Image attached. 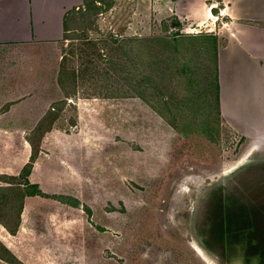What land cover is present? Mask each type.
<instances>
[{
	"label": "rangeland",
	"instance_id": "374dc122",
	"mask_svg": "<svg viewBox=\"0 0 264 264\" xmlns=\"http://www.w3.org/2000/svg\"><path fill=\"white\" fill-rule=\"evenodd\" d=\"M144 4L90 0L53 57L51 85L35 88L52 100L35 103L28 135L43 193L20 212L18 193L0 190V219L21 224L0 238L12 261L2 264H264L255 112L239 121L245 135L225 124L213 54L194 40L219 29L222 6L198 20ZM8 53L0 64L22 60Z\"/></svg>",
	"mask_w": 264,
	"mask_h": 264
},
{
	"label": "crops",
	"instance_id": "0c3cea01",
	"mask_svg": "<svg viewBox=\"0 0 264 264\" xmlns=\"http://www.w3.org/2000/svg\"><path fill=\"white\" fill-rule=\"evenodd\" d=\"M89 1L0 0V53L6 51L10 56L8 52L16 50L23 55L17 63L0 64V175H18L33 157L28 180L36 183L35 155L28 135L35 132L38 122L35 103L40 108L51 99H43L35 88L51 85L46 75L50 76L54 68L53 57L56 54L59 57L62 42L76 28L78 17L87 10ZM216 3L221 4V10L225 9L220 14L222 24L217 31H204V35L195 36L194 40L198 41V48L213 54L219 116L235 132L245 135L239 121L247 116L246 112L254 111L255 122L250 125L255 124V149H258L264 143V0H145L144 6L154 7L156 16L174 13L178 17L207 20L210 15L214 18ZM207 37L215 39L212 46L200 43V38ZM238 75L244 81L237 80ZM49 107L50 104L44 107L40 118L53 109ZM249 116L253 117V113ZM51 127L49 124L42 134ZM31 197H24L22 212ZM20 230V223L14 233L0 224V238L13 237ZM0 242L4 249L10 250L1 239ZM2 259L0 255V264Z\"/></svg>",
	"mask_w": 264,
	"mask_h": 264
},
{
	"label": "trees",
	"instance_id": "16d2710c",
	"mask_svg": "<svg viewBox=\"0 0 264 264\" xmlns=\"http://www.w3.org/2000/svg\"><path fill=\"white\" fill-rule=\"evenodd\" d=\"M214 80H215V87H216V98L215 99L217 102V77L216 76ZM32 162H33V157H31V160L27 164H25V166L22 168V170L20 171L18 175H0V177H2L3 179L2 182L4 184L0 186V190L6 189V191L14 192V194L15 192L18 193L17 196L20 198V202H21L20 212L22 210L23 199L25 196L42 195L43 193L41 189L39 188V186L37 185V183H32L28 180V175L30 174V171L32 168ZM2 197L5 198L6 196L2 195ZM237 212L238 211H234L232 215H234ZM19 216H20V213L18 214L16 222L20 221ZM225 216H227V214ZM0 224H2L9 232L14 233L17 230L19 222L15 223L13 226H9L7 223H5L3 220L0 219ZM258 245H260L264 249L263 245L259 243ZM260 255L264 258L263 252H261ZM5 260L12 263V261L8 259H5Z\"/></svg>",
	"mask_w": 264,
	"mask_h": 264
},
{
	"label": "built area",
	"instance_id": "2783aa9c",
	"mask_svg": "<svg viewBox=\"0 0 264 264\" xmlns=\"http://www.w3.org/2000/svg\"><path fill=\"white\" fill-rule=\"evenodd\" d=\"M224 12H225V9L220 10V14H222ZM213 21H214V19H213Z\"/></svg>",
	"mask_w": 264,
	"mask_h": 264
},
{
	"label": "bare ground",
	"instance_id": "6f19581e",
	"mask_svg": "<svg viewBox=\"0 0 264 264\" xmlns=\"http://www.w3.org/2000/svg\"><path fill=\"white\" fill-rule=\"evenodd\" d=\"M208 17H211V15L210 16H208ZM213 18V17H212ZM200 251V250H199Z\"/></svg>",
	"mask_w": 264,
	"mask_h": 264
}]
</instances>
